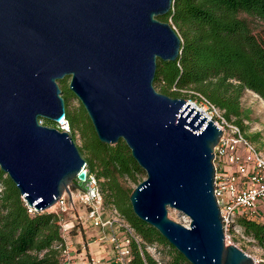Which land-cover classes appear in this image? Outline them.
<instances>
[{
  "label": "water",
  "instance_id": "95a60500",
  "mask_svg": "<svg viewBox=\"0 0 264 264\" xmlns=\"http://www.w3.org/2000/svg\"><path fill=\"white\" fill-rule=\"evenodd\" d=\"M174 0H0V169L26 204L48 210L85 159L69 132L58 80L84 107L98 140H123L146 177L129 201L190 264H253L225 240L213 148L222 130L192 101L153 86L157 60L175 61ZM168 207L187 216L184 225Z\"/></svg>",
  "mask_w": 264,
  "mask_h": 264
},
{
  "label": "trees",
  "instance_id": "16d2710c",
  "mask_svg": "<svg viewBox=\"0 0 264 264\" xmlns=\"http://www.w3.org/2000/svg\"><path fill=\"white\" fill-rule=\"evenodd\" d=\"M248 16L264 22V0H174L171 10L159 19L175 28L181 49L175 61L157 60L154 82L160 92L178 97L173 87L191 89L242 129L243 91L252 90L264 100V39L253 33ZM61 92L64 100L70 95L67 88ZM40 120L50 126L49 120ZM66 121L69 131L81 136L85 165L97 178L104 206L116 209L143 240L141 250L135 243L130 245L129 264H164L146 251L153 242L170 247L171 259L165 264H190L155 228L133 213L129 201L132 189L126 188L122 179L138 184L136 176L143 170L125 142H100L83 106L77 112L66 110ZM236 224L264 247V221L239 217ZM63 245L57 214L30 208L0 169V264H63Z\"/></svg>",
  "mask_w": 264,
  "mask_h": 264
},
{
  "label": "built area",
  "instance_id": "2783aa9c",
  "mask_svg": "<svg viewBox=\"0 0 264 264\" xmlns=\"http://www.w3.org/2000/svg\"><path fill=\"white\" fill-rule=\"evenodd\" d=\"M202 101L200 104L203 105L198 109L207 117L213 118L214 123L222 130V135L213 148L214 194L227 241L237 218L261 220V208L264 205V155L237 124L223 116L220 109L206 99ZM40 122L42 123L41 120ZM84 171V180L75 178V182H82V185L79 188L69 187V194L64 191L51 209L58 216L64 242L61 260L63 264H102V259L85 251V244L77 252L70 242L73 234L71 230L96 227L99 228V234L92 240L106 241L112 245V264H129L130 245L135 243L141 250L143 240L116 209L104 206L97 178L88 172L86 165ZM146 251L155 255L156 248L148 246ZM251 256L253 264H264V254L262 257Z\"/></svg>",
  "mask_w": 264,
  "mask_h": 264
},
{
  "label": "rangeland",
  "instance_id": "374dc122",
  "mask_svg": "<svg viewBox=\"0 0 264 264\" xmlns=\"http://www.w3.org/2000/svg\"><path fill=\"white\" fill-rule=\"evenodd\" d=\"M248 19L250 21V25L252 28L253 33L259 38L264 39V22L260 19L248 16ZM70 76L67 75L62 79H59L58 85L60 89L63 91L64 88L68 89V82H69ZM153 86L157 91H160L159 84L155 83L153 81ZM172 90H177L179 93L178 97H182L187 99L188 101H193L197 105H203L200 104L203 101L199 98V96L191 91V89H177L175 87L172 88ZM61 95L63 96V92H61ZM240 105L243 110V117L241 121L242 131L243 133L248 136L249 140L252 141L255 146L261 151V153L264 155V100L255 92L249 89H245L243 91V94L240 98ZM81 103L79 99L70 92V95L65 100V108L66 110L70 112H77L79 108L81 107ZM50 126L56 127L58 129H64L69 128L66 124H56L53 121H50ZM72 137L74 143L79 149V152L83 158L86 157V153L82 148V139L78 131L70 132L67 130ZM143 170V169H142ZM146 177V173L143 170V173L138 174L136 176L138 182L143 180ZM137 182L131 181L127 178L122 179V184L129 189H133V187L136 186ZM79 186L82 185V182H79ZM261 220L264 221V205L261 208ZM48 211H51V209H48ZM168 217L171 218L174 221L180 222L184 225L189 224V219L187 216L179 212L178 210L174 208L168 207ZM237 222V221H236ZM230 238L227 240L228 243L235 244L242 250H244L246 253L250 255H257L259 257H262L264 254V247L257 244V242L249 235L245 234L243 231V228L240 227L238 224L234 226V228L231 229ZM156 248L155 255L150 254L155 259L160 260L162 263H167L171 259V249L169 246L159 243V242H153L152 243Z\"/></svg>",
  "mask_w": 264,
  "mask_h": 264
},
{
  "label": "crops",
  "instance_id": "0c3cea01",
  "mask_svg": "<svg viewBox=\"0 0 264 264\" xmlns=\"http://www.w3.org/2000/svg\"><path fill=\"white\" fill-rule=\"evenodd\" d=\"M98 234L99 228L96 227H88L82 230L76 229V231H74V233L71 235L70 242L73 245L72 248L76 249V251L78 252V249L85 244V251L89 255L102 259V264H112V245L106 241L94 242L92 239Z\"/></svg>",
  "mask_w": 264,
  "mask_h": 264
},
{
  "label": "bare ground",
  "instance_id": "6f19581e",
  "mask_svg": "<svg viewBox=\"0 0 264 264\" xmlns=\"http://www.w3.org/2000/svg\"><path fill=\"white\" fill-rule=\"evenodd\" d=\"M192 104H195L196 105V103L195 102H193L192 101ZM197 106V108L199 107V105H196ZM209 118V117H208ZM53 208V206H51L49 209H52Z\"/></svg>",
  "mask_w": 264,
  "mask_h": 264
}]
</instances>
